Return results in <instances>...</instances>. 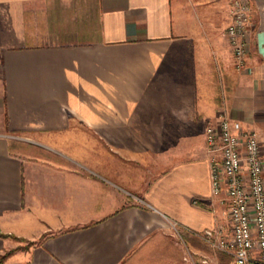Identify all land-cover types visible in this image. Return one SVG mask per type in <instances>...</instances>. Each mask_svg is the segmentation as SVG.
<instances>
[{
    "label": "crops",
    "instance_id": "obj_1",
    "mask_svg": "<svg viewBox=\"0 0 264 264\" xmlns=\"http://www.w3.org/2000/svg\"><path fill=\"white\" fill-rule=\"evenodd\" d=\"M250 1L238 68L232 0H0V264H178L173 221L208 264H232L201 237L226 212L205 128L225 109L264 156Z\"/></svg>",
    "mask_w": 264,
    "mask_h": 264
},
{
    "label": "built area",
    "instance_id": "obj_2",
    "mask_svg": "<svg viewBox=\"0 0 264 264\" xmlns=\"http://www.w3.org/2000/svg\"><path fill=\"white\" fill-rule=\"evenodd\" d=\"M226 28L238 68L246 66L250 50L253 7L250 0H232ZM211 192L226 204L228 228H206L201 237L232 257V264H264V156L260 135L222 109L205 128ZM176 221L173 235L180 234ZM189 251L186 264H208Z\"/></svg>",
    "mask_w": 264,
    "mask_h": 264
},
{
    "label": "rangeland",
    "instance_id": "obj_3",
    "mask_svg": "<svg viewBox=\"0 0 264 264\" xmlns=\"http://www.w3.org/2000/svg\"><path fill=\"white\" fill-rule=\"evenodd\" d=\"M20 137H23L22 140L24 142H27V136H25V137L24 136H20ZM225 210H226V204H225ZM219 222L220 223L217 224L213 228H222V229H224L223 231L225 232L226 228H228V226H229L228 222H227L226 212H225V215L222 217V219ZM178 229H179V232H180L179 236L177 234L173 235L175 237V239L177 240L178 244H179V248L182 251V258H181V260H180V262L178 264H186V262L184 261L183 257L189 251H193V249L190 247V245L187 244V241H186V238H185V235H184L185 234L184 228L182 226H178ZM201 233H203V232H201ZM172 234H174V233L172 232ZM202 240L212 250V253L218 256V258H220V256H221L222 259H225L227 255L229 256V254H227L226 252H224V251H222V250H220V249H218L216 247H212L211 245H209L203 238H202ZM197 257H199V253H198ZM209 260H210V258H209Z\"/></svg>",
    "mask_w": 264,
    "mask_h": 264
},
{
    "label": "trees",
    "instance_id": "obj_4",
    "mask_svg": "<svg viewBox=\"0 0 264 264\" xmlns=\"http://www.w3.org/2000/svg\"><path fill=\"white\" fill-rule=\"evenodd\" d=\"M7 234L0 232V236H6ZM12 250L6 251L4 254L0 255V262H2L10 253Z\"/></svg>",
    "mask_w": 264,
    "mask_h": 264
}]
</instances>
